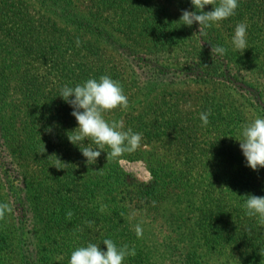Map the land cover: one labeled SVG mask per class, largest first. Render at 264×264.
<instances>
[{
	"label": "trees",
	"instance_id": "16d2710c",
	"mask_svg": "<svg viewBox=\"0 0 264 264\" xmlns=\"http://www.w3.org/2000/svg\"><path fill=\"white\" fill-rule=\"evenodd\" d=\"M192 7L0 0V202L11 208L0 215V264H68L75 247H106L104 238L135 249L124 264H264V225L240 207L245 195H264V167L246 166L231 136L264 117V0H239L203 32L178 21ZM242 21L240 52L231 35ZM102 74L128 99L105 119H123L142 139L134 152L107 159L102 150L86 165L59 94ZM58 158L64 168L50 165ZM121 159L143 160L150 179Z\"/></svg>",
	"mask_w": 264,
	"mask_h": 264
},
{
	"label": "clouds",
	"instance_id": "9594fccd",
	"mask_svg": "<svg viewBox=\"0 0 264 264\" xmlns=\"http://www.w3.org/2000/svg\"><path fill=\"white\" fill-rule=\"evenodd\" d=\"M192 10L181 9L179 20L183 25L191 26L198 22L199 31L233 16L239 0H190ZM211 5L210 10H205ZM247 29L245 22L237 23L231 35L233 50L242 52L247 45ZM226 49L223 45L211 44V53L224 55ZM61 98L71 106V115L77 121L76 127L67 133L68 140L77 146L86 158L85 164H95L101 151L106 158H118L124 152H134L141 143L142 134L125 127L123 119L107 120L105 113L113 109H126L128 99L122 85L113 77L102 74L89 77L75 85L65 84L60 89ZM200 120L206 124L208 114L200 113ZM239 141V147L245 157V165L253 170L264 167V117L257 116L244 122L237 135H231ZM87 141V143H85ZM45 148V146H44ZM61 159L50 165L64 168ZM244 214L254 217L257 223L264 225V195L249 193L245 195L240 204ZM10 205L0 202V215L10 211ZM71 215V213H68ZM140 235L139 226L136 227ZM106 247H101L91 241L75 247L69 256L68 264H124L125 258L135 254L134 248L128 245H117L112 239L104 238Z\"/></svg>",
	"mask_w": 264,
	"mask_h": 264
},
{
	"label": "rangeland",
	"instance_id": "374dc122",
	"mask_svg": "<svg viewBox=\"0 0 264 264\" xmlns=\"http://www.w3.org/2000/svg\"><path fill=\"white\" fill-rule=\"evenodd\" d=\"M120 163L125 170L135 173L143 180H149L151 177V174L147 169L145 162L141 159L138 160L121 159Z\"/></svg>",
	"mask_w": 264,
	"mask_h": 264
}]
</instances>
